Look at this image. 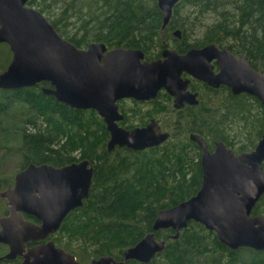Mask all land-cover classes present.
I'll list each match as a JSON object with an SVG mask.
<instances>
[{
    "label": "trees",
    "instance_id": "trees-1",
    "mask_svg": "<svg viewBox=\"0 0 264 264\" xmlns=\"http://www.w3.org/2000/svg\"><path fill=\"white\" fill-rule=\"evenodd\" d=\"M182 4L198 17L216 13L210 23L200 22L198 26L203 25L204 31L194 41L234 47L252 64L264 68V0H178L163 28L156 0L27 1L78 48L100 42L108 48L140 49L147 59L168 46L170 31L178 29L185 36L192 30L197 17H178ZM9 59L7 46L0 43V66ZM47 86L40 82L14 90L0 89V142H17L7 149L20 157L19 167L26 162L56 167L82 159L92 164L87 199L67 213L51 237L55 245L81 262L102 255L121 259L123 249L150 231L158 210L174 206L197 191L200 151L187 138L188 130L202 134L207 141L219 139L239 153L250 150L264 128L260 104L252 102V111L244 112L239 107L244 104L241 101L235 104L237 110L227 115L206 112L193 118L204 125V133L196 123L189 128L176 124L183 118L173 114L170 121L163 117L158 120L169 131L162 143L136 151L117 146L108 151V132L96 112L54 100L41 91ZM136 106L124 111L130 113L120 125L130 128L134 122L142 124L147 116L162 110L140 111ZM168 122L171 127H167ZM229 137L236 141H229ZM251 214L264 217V193ZM172 233L168 228L154 232L165 244L145 264H264V250L229 249L197 222L188 221L176 239L169 237ZM124 264L143 263L127 260Z\"/></svg>",
    "mask_w": 264,
    "mask_h": 264
},
{
    "label": "water",
    "instance_id": "water-1",
    "mask_svg": "<svg viewBox=\"0 0 264 264\" xmlns=\"http://www.w3.org/2000/svg\"><path fill=\"white\" fill-rule=\"evenodd\" d=\"M27 1L0 0V43L10 52L8 63L0 71V89L14 90L46 82L48 86L41 91L54 100L96 112L108 132L105 144L108 151L115 146L141 150L168 137L153 119L130 129L118 125L122 114L117 101L155 99L158 90L163 89L174 97L175 107L182 100L195 103L194 95L185 90L188 80L180 77L181 72L214 87L225 83L233 93L252 94L264 108V73L252 70L244 56L234 64L220 62V72L213 74L207 64L209 59L217 54L229 55L226 50L218 51L213 43L184 54L164 48L160 58L150 60L137 48H108L100 42L78 48ZM177 2L156 0L161 28L167 24ZM173 34L178 35L179 30L174 29ZM189 139L201 151L197 191L174 206L158 210L150 231L123 249L121 260L102 255L81 262L55 246L52 240L24 250V242L43 240L53 234L67 213L82 205L88 197L93 171L86 159L58 167L28 163L14 174L12 187L0 191L8 212L0 217V243L8 248L0 259L20 256V264H123L127 260L145 264L165 244L154 232L168 228L173 232L169 237L176 239L188 221L214 232L229 249L264 250V217L251 214L264 193V128L255 145L239 153L221 141H215L208 151L197 134L190 133ZM21 213L33 216L39 224L27 222Z\"/></svg>",
    "mask_w": 264,
    "mask_h": 264
},
{
    "label": "flooded vegetation",
    "instance_id": "flooded-vegetation-1",
    "mask_svg": "<svg viewBox=\"0 0 264 264\" xmlns=\"http://www.w3.org/2000/svg\"><path fill=\"white\" fill-rule=\"evenodd\" d=\"M190 35H193V34H190ZM167 41H168V44H167L168 46L162 47L159 50V52L151 59L160 58L161 57V51L164 48L173 49L178 54H184L186 51H188L190 49L202 48L208 44L213 43L216 45V49L218 51L226 50L227 53L229 54V55L217 54L216 56H213L212 58L209 59L207 64L210 66V70L213 74H218L220 72V70H221L220 62L227 61L229 64H234L239 60L240 56H244L246 62L248 63V66H250V68L252 70L260 71L261 73H264V68L259 67L257 64H256L257 66L252 64L251 59L247 55L235 51L234 47H227L225 45H219L215 42L204 43L202 41H194V38L189 37V35L184 36V35H182V33H180V31H179L178 35H174L173 30L169 32V36H168ZM188 44H190V45H188ZM232 56H234V59L232 58ZM144 58L147 59L145 57V55H144ZM147 60H150V59H147ZM225 72H224V74H225ZM180 77L188 80L185 90L194 95V99L196 100L195 103H189V102H186L185 100H182L180 106L175 107L174 106V97L172 95H169L163 89L158 90L155 99H151V100H147V101H135L131 98H122V99H119L117 101L118 111L120 114H122V119L120 121H118L117 124L120 125V122L124 119H126V121H127L128 116H129L128 114L130 112H127L124 114V111L129 109V108L130 109L133 108V107L122 106L121 102H123V101H130L133 104L134 103L138 104L135 108H140L139 106H141V105H148L145 109H148L149 111H153L154 108H156V109L161 108L162 110L160 113H156V114L152 115V117L147 116L146 121H144L142 124L134 122V124L130 128L144 126L146 123H148V121L150 119H153L159 125L160 129L162 131H166L168 133V135H169V131L162 127L163 122L161 123L158 120H160V119L162 120L163 118L166 120H169V118H171V115H173V114L175 116H180L181 118H183L181 120L182 123H180V124L176 123V124H178L184 128H189L190 125H193V123H196L201 127V130L204 133V131H205L204 125L197 123L196 120H193V118H196L198 116H202L206 112L207 113L213 112L215 114L223 113L224 115H227L228 112H230L232 110L233 111L237 110V109H234V107L236 106L235 104H237L238 102H241V101H244V104H240L239 107L244 112L252 111V108H253L252 102L254 103V101L258 102L260 104V107L264 110L260 101L254 95L246 93V92L233 93L231 88L225 83H219L217 86L214 87V86L208 85L206 82H204L200 79H196V78L190 76L186 72H181ZM257 108L261 109L259 107H257ZM140 109H141L140 111H142V108H140ZM139 115H140V113H139ZM135 116H138V113H136ZM137 122H139V121H137ZM167 125H168L167 127H171L170 122H168ZM120 126H122V125H120ZM122 127L126 128V129H130V128H127L125 126H122ZM225 127H226V131H227L228 130L227 126H225ZM190 133L199 135L202 138V140L204 141V143L206 144L208 151L212 150L213 143L215 141H221L219 139H212L210 141L209 140L207 141L206 138L202 134H200L196 131H189V130L186 133V136L188 139H189ZM259 137H260V135H259ZM259 137H258V139H259ZM228 140L231 142L236 141V139L232 138V137H229ZM190 141L200 151V148L198 147L196 142H194L192 140H190ZM222 143L224 144V142H222ZM200 152H199V155H200ZM28 163H32V162H26L23 165V167H19L13 173L11 183L9 185L5 186L4 188L0 189V191L12 187L14 174L17 171L22 170ZM69 163H71V162H68L66 164H69ZM32 164L38 165L41 163H37V164L32 163ZM62 165H65V164H62ZM62 165H60V166H62ZM56 167H58V166H56ZM0 199L3 201V207L0 208V217H2V216H6L8 214V212L6 209L5 200L3 198H0ZM21 215H22L23 219L26 220L27 222H31L33 224H39V221L36 218H34L33 216L25 214V213H21ZM54 233L48 235L43 240L24 242V244H23L24 250H26L27 248H31L35 245H38L40 243H43L46 240H52L51 237L54 235ZM52 242H53V240H52ZM54 245H55V243H54ZM55 246H57V245H55ZM0 248H1L0 257H2L8 251V248H7V245L2 244V243H0ZM121 259H122V257H121ZM121 259H116V260H121ZM20 262H21L20 256H16L15 258H11V259H5V258L0 259V264H20Z\"/></svg>",
    "mask_w": 264,
    "mask_h": 264
},
{
    "label": "rangeland",
    "instance_id": "rangeland-1",
    "mask_svg": "<svg viewBox=\"0 0 264 264\" xmlns=\"http://www.w3.org/2000/svg\"><path fill=\"white\" fill-rule=\"evenodd\" d=\"M182 5L183 6L178 11V15H177L178 17L189 16L190 18H192L196 16V14L192 12L191 7H189L186 4H182ZM213 16L215 18L216 13L209 12L202 14L199 17L196 16L197 17L196 22L191 30L194 31L193 32L194 35H190L192 34V32L188 31L187 36L189 35V37L191 38L199 37L201 33L204 31V27L203 25L201 26L198 25L200 24V22H203L204 25L210 23L211 20L214 19ZM6 64L0 66V71H2L5 68ZM121 105L125 107L136 106L130 101H123L121 102ZM147 106L148 105H141L139 107L142 108V110H145ZM12 144L16 145L17 142H14L13 139L7 140L5 142L3 141L0 142V189L4 188L5 186L11 183L13 173L19 168L21 164L20 157L17 154H14L12 151L7 149L10 148ZM1 207H3V201L0 199V208ZM0 252H1V248H0Z\"/></svg>",
    "mask_w": 264,
    "mask_h": 264
}]
</instances>
